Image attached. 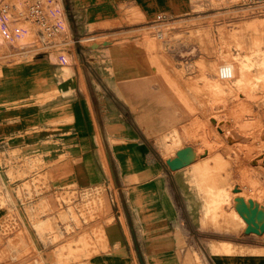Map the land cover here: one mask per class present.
Masks as SVG:
<instances>
[{
  "label": "crops",
  "instance_id": "1",
  "mask_svg": "<svg viewBox=\"0 0 264 264\" xmlns=\"http://www.w3.org/2000/svg\"><path fill=\"white\" fill-rule=\"evenodd\" d=\"M61 4L65 32L47 54L16 62L34 46L26 43L23 53L0 60V179L8 184L10 171L24 176L27 163L40 158L34 176L105 188L114 207L103 225L104 250L83 264H185L182 243L193 244L206 264H264V244L251 239L204 242L201 211L186 189L190 168L165 172L159 159L158 139L176 117L190 115L188 77L174 68H188L201 51L173 39L192 28L169 30L164 39L156 18L166 13L185 23L213 11L211 0ZM144 33L162 41L147 46ZM36 240L38 264H57L55 246Z\"/></svg>",
  "mask_w": 264,
  "mask_h": 264
},
{
  "label": "rangeland",
  "instance_id": "2",
  "mask_svg": "<svg viewBox=\"0 0 264 264\" xmlns=\"http://www.w3.org/2000/svg\"><path fill=\"white\" fill-rule=\"evenodd\" d=\"M211 2L213 11L185 23H172L163 30L165 39V32L169 30L192 28L188 36L174 35L173 39H184L199 46L201 58L188 68H174L176 76L188 77L185 85L192 98L190 102H185V107L189 108L190 115L176 117L173 123L170 122L172 129L158 139L159 159L167 172L165 161L174 156L177 149L189 146L196 151L197 160L187 166L191 172L186 176V189L193 207H199L201 211L205 224L201 234L207 238L204 242L251 239L264 244V234H247L246 228L233 233L217 227L224 223V214L232 213L235 209L237 192L248 198H257L264 205V162L260 167L254 164L255 159L264 155V0ZM248 24L254 25V29L239 31L242 25ZM10 26L14 33L10 39H14L15 46L31 45L34 29L30 24ZM18 31H29L32 33L30 39L25 43L21 37L16 38ZM1 33H4V27L0 25ZM143 38L147 46L162 41L150 38L149 33H144ZM4 50L7 51L6 46ZM195 54L194 51L192 55ZM26 59L32 60L33 54L29 52L16 62L21 63ZM213 117L228 120L234 130L238 129L236 144L230 146L221 136L218 127L212 125ZM225 146H229L230 151ZM39 159L27 163L28 172L24 176H15L10 171L8 184L0 179V264H38L36 258L40 255V249L36 239L46 246H55L57 264H83V258L104 250L103 225L110 222L109 207H114L112 197L102 186L80 189L74 182L64 180L62 185L58 182L56 185V180L43 175L34 176V172L41 168ZM204 162L208 165L205 171L204 167L201 168L203 171L195 169L196 165ZM116 168L118 170V164ZM25 176L30 178L24 179ZM221 191L229 193L230 199L219 200L218 193ZM115 193L117 196L116 189ZM207 205L211 207L210 211ZM20 207H25V212ZM192 230L197 232V229ZM180 246L185 264H206L197 255L193 244L189 247V244L182 243ZM28 258L32 260L28 261Z\"/></svg>",
  "mask_w": 264,
  "mask_h": 264
},
{
  "label": "built area",
  "instance_id": "3",
  "mask_svg": "<svg viewBox=\"0 0 264 264\" xmlns=\"http://www.w3.org/2000/svg\"><path fill=\"white\" fill-rule=\"evenodd\" d=\"M63 17L61 0H0V25L4 27V33L0 34L2 38L0 39V60H8L25 50L21 47L18 53L10 52V48L18 49L14 45V39H10L13 33L10 25L30 24L34 29L33 40H31L34 46L28 50L45 55L65 32ZM173 22L171 16L164 13L157 16L155 24L156 28L165 29L169 28ZM31 34L29 31H18L16 38L21 37L26 43L25 40H29ZM11 37H14V33ZM159 38H163V35L159 34ZM5 46L7 51L4 50Z\"/></svg>",
  "mask_w": 264,
  "mask_h": 264
},
{
  "label": "bare ground",
  "instance_id": "4",
  "mask_svg": "<svg viewBox=\"0 0 264 264\" xmlns=\"http://www.w3.org/2000/svg\"><path fill=\"white\" fill-rule=\"evenodd\" d=\"M257 26V25H256ZM237 28V27H236ZM250 28H253L254 29V25H251V24H248V25H242V27H240L239 29V31H248ZM256 29V28H255ZM225 34H226V31L224 32ZM240 33V32H239ZM221 34H222V31H221ZM227 35V34H226ZM228 36V35H227ZM226 36V37H227ZM231 38V37H230ZM242 38H240V40H241ZM255 39H257V38H255ZM244 40V39H243ZM250 40H252V39H250ZM254 41V40H253ZM243 42V41H242ZM256 42V41H255ZM248 43H249V41H248ZM244 44H245V42H244ZM246 45H248V44H246ZM239 46V45H238ZM243 46V45H242ZM239 50H240V48H239ZM230 52V51H229ZM223 66V65H222ZM233 71V70H232ZM247 72V71H246ZM225 74V73H224ZM238 74V73H237ZM221 75V74H220ZM245 76H247V74L245 75ZM252 78V77H251ZM264 81V80H263ZM243 84V83H242ZM226 85V84H225ZM261 86H263V85H261ZM221 88V87H220ZM241 95V94H240ZM205 97V96H204ZM264 97V96H263ZM242 98V97H241ZM243 101V100H242ZM245 103V102H244ZM224 104V103H223ZM225 108V107H224ZM248 110V109H247ZM252 110V109H251ZM224 111V110H223ZM247 112V111H246ZM223 113V112H222ZM211 115V114H210ZM230 115V114H229ZM215 116V115H214ZM237 116V115H236ZM211 119V118H210ZM230 120V119H229ZM247 120V119H246ZM212 125H214L215 127H218V129H219V131H221V136L222 137H224L226 140H227V142H228V144L231 146V145H234V144H236V141L238 140L237 138H238V133L236 132L238 129H236V130H234V128H232V126L233 125H231V123H230V121H228V120H226V121H221V120H219L218 118H215V117H213L212 118ZM233 121H236V119L235 120H233ZM208 123V122H207ZM211 123V122H210ZM246 123V122H245ZM241 123L239 122V125H240ZM244 125V124H243ZM262 125V124H261ZM211 126V125H210ZM235 126V125H234ZM248 127V126H247ZM258 127V126H257ZM240 128L242 129V125H240ZM253 128V127H252ZM215 129H217V128H215ZM248 129V128H247ZM258 129V128H257ZM254 130V129H253ZM249 131V130H248ZM247 131V132H248ZM218 132V131H217ZM241 132V131H240ZM263 133V132H262ZM212 134V133H211ZM261 134V133H260ZM249 137H250V135H248ZM262 137H263V140H264V135H262ZM209 139V138H208ZM262 140V139H261ZM218 141V140H217ZM244 141V140H243ZM239 142V141H238ZM237 142V143H238ZM241 142V141H240ZM250 142V141H249ZM241 143H243V142H241ZM241 143H240V145H241ZM252 143V142H251ZM222 144H223V142H222ZM217 145V144H216ZM224 145H226V144H224ZM222 146V145H221ZM244 146H246V145H244ZM218 147V146H217ZM223 147V146H222ZM225 147H227V146H225ZM248 147V146H247ZM246 147V148H247ZM252 147V146H251ZM254 147V146H253ZM220 148V147H219ZM243 148V147H242ZM241 148V149H242ZM245 148V147H244ZM230 147L228 146L227 148H226V150H228V151H230ZM253 150H254V148H252ZM260 149V148H259ZM212 150V149H211ZM233 150V149H232ZM246 150H248V149H246ZM223 151H225V150H223ZM234 151V150H233ZM244 151V150H243ZM221 152V151H220ZM247 152V151H246ZM255 152H256V149H255ZM254 152V153H255ZM200 153V152H199ZM199 153H197V154H199ZM228 153V152H227ZM246 154V153H245ZM236 155V154H235ZM240 155V154H239ZM258 156H259V154H257ZM263 155V154H262ZM220 156V155H219ZM254 156V155H253ZM258 156H256V157H258ZM235 157V156H234ZM237 157V156H236ZM247 157V156H246ZM255 157V158H256ZM235 159H237V158H235ZM245 159V158H244ZM251 160H254V159H251ZM237 161V160H236ZM244 161V160H243ZM219 162V161H218ZM264 162V155L263 156H261L260 158H258V159H255V161H254V164H255V166H259L260 164H262ZM205 164H202V165H200V166H195V169H198V170H200V171H203V170H201V168L202 167H204V171L208 168V165L206 164V162H204ZM237 164V163H236ZM260 167V166H259ZM226 168V167H225ZM216 169V168H215ZM219 169V168H218ZM244 169H245V167H244ZM255 169V168H254ZM263 169V168H262ZM193 170H194V167H193ZM199 172V171H198ZM224 172V171H223ZM219 174V173H218ZM251 174V173H250ZM247 179V178H246ZM213 180V179H212ZM225 182V181H224ZM223 184V183H222ZM229 188V187H228ZM233 189V188H232ZM250 190V189H249ZM251 191V190H250ZM244 192V191H243ZM239 192H237V197H235L234 198V202H235V209L233 210V212L230 214H224V216H223V220H224V223L222 224V225H217V227L218 228H226L227 230H230V231H233V233L234 232H237L239 229H241V228H247V223L245 222V220L240 216V214L238 213V209H240V207H242V202H245L246 204H247V206H248V208H250V204H249V201L250 200H253L254 201V204H255V206L256 207H258L259 208V210L263 213V218H262V220H256L257 221V223L258 224H261V223H263L264 222V205H261L260 204V202H261V200L259 201V199H257V198H248V196L246 197V196H244L243 194H238ZM246 193V192H245ZM244 193V194H245ZM260 193V192H259ZM219 194V200H222V201H226V198L227 199H230V196H229V193H227V192H224V191H221V192H219L218 193ZM253 197H254V195H253ZM263 203H264V201H263ZM262 203V204H263ZM224 206V205H223ZM207 207H209V211L211 210V207L210 206H208L207 205ZM218 207V206H217ZM213 208V207H212ZM219 208V207H218ZM223 208V207H222ZM220 210V209H219ZM251 210V209H250ZM223 212H225V211H223ZM221 215V214H220ZM217 220H218V217H217ZM220 220V219H219ZM217 224H218V222H217ZM218 241V240H217ZM226 242V241H225ZM219 243V242H218ZM222 244V243H221ZM231 244V243H230ZM238 244V243H237ZM233 246V245H232ZM243 246V245H242ZM226 247H230V245H226V246H224V248H226ZM252 247V246H251ZM248 248V247H247ZM264 250V249H263Z\"/></svg>",
  "mask_w": 264,
  "mask_h": 264
},
{
  "label": "water",
  "instance_id": "5",
  "mask_svg": "<svg viewBox=\"0 0 264 264\" xmlns=\"http://www.w3.org/2000/svg\"><path fill=\"white\" fill-rule=\"evenodd\" d=\"M197 160L196 151L193 147H186L179 150L174 158L166 161V164L172 171H176L187 167ZM250 208L245 202H242V207L238 209V213L247 223L246 233L261 235L264 234V222L258 224L256 220H262L263 213L255 206L254 201H249ZM251 209V210H250Z\"/></svg>",
  "mask_w": 264,
  "mask_h": 264
}]
</instances>
